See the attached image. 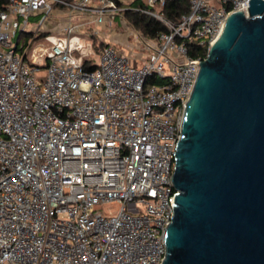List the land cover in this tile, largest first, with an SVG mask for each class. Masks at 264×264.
<instances>
[{
	"label": "built area",
	"instance_id": "2783aa9c",
	"mask_svg": "<svg viewBox=\"0 0 264 264\" xmlns=\"http://www.w3.org/2000/svg\"><path fill=\"white\" fill-rule=\"evenodd\" d=\"M172 1L0 0V264H163L176 149L207 56L189 51L208 53L251 0H187L176 18ZM129 10L166 30L140 32L138 52L83 36L117 17L133 26Z\"/></svg>",
	"mask_w": 264,
	"mask_h": 264
},
{
	"label": "water",
	"instance_id": "95a60500",
	"mask_svg": "<svg viewBox=\"0 0 264 264\" xmlns=\"http://www.w3.org/2000/svg\"><path fill=\"white\" fill-rule=\"evenodd\" d=\"M173 182L163 264H264V0L231 13L201 62Z\"/></svg>",
	"mask_w": 264,
	"mask_h": 264
},
{
	"label": "rangeland",
	"instance_id": "374dc122",
	"mask_svg": "<svg viewBox=\"0 0 264 264\" xmlns=\"http://www.w3.org/2000/svg\"><path fill=\"white\" fill-rule=\"evenodd\" d=\"M56 12L57 11L54 10L52 16H55ZM41 17L42 15L40 14L32 15L29 18L30 27L27 29V31H31L32 27L39 23ZM75 21L79 22V20L77 19H75ZM81 21L84 20L81 19ZM46 24L48 25V27H53L55 25V23L48 24V22ZM112 27L114 31H111V27H106V26L96 27L95 23L93 22L91 24L86 25L85 28H83V33H85L83 36H85L88 41H92L93 43H95V45L100 43V39L106 42H114L115 37H118L120 38L119 43H121L122 45L127 44L125 52L127 51L138 52L140 51L141 48L145 47V43L140 38L141 37L140 31L134 28L133 26L129 25V23H127L126 21L122 22L121 18L117 17L113 20ZM90 34H93L94 37L92 38ZM25 40H26L25 35L21 34L19 43L23 44ZM116 47L118 50L121 49V47L118 45H116ZM92 58L94 60L99 59L95 53L92 54ZM117 209L118 207L115 205L114 206L105 205L100 207V210L104 213L109 211L115 212Z\"/></svg>",
	"mask_w": 264,
	"mask_h": 264
},
{
	"label": "trees",
	"instance_id": "16d2710c",
	"mask_svg": "<svg viewBox=\"0 0 264 264\" xmlns=\"http://www.w3.org/2000/svg\"><path fill=\"white\" fill-rule=\"evenodd\" d=\"M1 4V2H0ZM188 9L187 0H175L167 4L165 11L167 15L171 18H176L181 12H185ZM127 21H129L137 30H139L146 37H154L159 32L166 30L165 25L158 19L142 12H136L129 10L125 12ZM189 54L200 55L205 57L207 55V50L202 49L200 52H195L193 50L189 51ZM95 65L88 66L87 69L92 70Z\"/></svg>",
	"mask_w": 264,
	"mask_h": 264
}]
</instances>
